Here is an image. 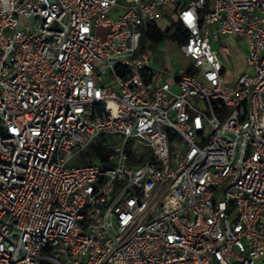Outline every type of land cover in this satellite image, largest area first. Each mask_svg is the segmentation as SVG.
Instances as JSON below:
<instances>
[{
    "label": "built area",
    "instance_id": "built-area-1",
    "mask_svg": "<svg viewBox=\"0 0 264 264\" xmlns=\"http://www.w3.org/2000/svg\"><path fill=\"white\" fill-rule=\"evenodd\" d=\"M0 264H264V0H0Z\"/></svg>",
    "mask_w": 264,
    "mask_h": 264
},
{
    "label": "rangeland",
    "instance_id": "rangeland-1",
    "mask_svg": "<svg viewBox=\"0 0 264 264\" xmlns=\"http://www.w3.org/2000/svg\"><path fill=\"white\" fill-rule=\"evenodd\" d=\"M112 18H116L115 14H111ZM165 18L168 20V22H173V18L170 16H165ZM166 19L162 18L161 21H159V26L162 30V33L165 36V39L162 43H160L157 46H153V61L151 62V65H153L156 69L164 70L167 69L170 72L177 73L180 71H185L190 66V60L185 58L183 54L179 50L178 42L172 38V32L166 27L168 26ZM108 32V28L106 27H96L94 28V33L103 40L106 37V34ZM216 46V44H215ZM220 46L223 47V44H220ZM214 47V45H213ZM239 52V51H237ZM244 53V49H243ZM234 55H231L228 57L227 62V71H234L237 67V60L234 59ZM242 56V55H241ZM163 75V74H162ZM164 79H169L170 77L167 75H163Z\"/></svg>",
    "mask_w": 264,
    "mask_h": 264
},
{
    "label": "crops",
    "instance_id": "crops-1",
    "mask_svg": "<svg viewBox=\"0 0 264 264\" xmlns=\"http://www.w3.org/2000/svg\"><path fill=\"white\" fill-rule=\"evenodd\" d=\"M216 44V46H215ZM223 44V47L220 46ZM213 49L217 52L219 59L224 66L223 78L226 84L235 83L240 76L250 71L245 66L243 46L241 41L232 36H220L214 43ZM239 51V52H237ZM234 55V59L237 60V67L234 71H227L228 57ZM242 55V56H241ZM190 67V66H189ZM188 67V68H189ZM228 68V67H227ZM186 71V70H185Z\"/></svg>",
    "mask_w": 264,
    "mask_h": 264
},
{
    "label": "trees",
    "instance_id": "trees-1",
    "mask_svg": "<svg viewBox=\"0 0 264 264\" xmlns=\"http://www.w3.org/2000/svg\"><path fill=\"white\" fill-rule=\"evenodd\" d=\"M170 31L172 32V38L176 39L178 42L183 40V35L179 33L178 27L175 23H171ZM148 38L151 41L152 46H157L164 41L165 36L160 30L149 29ZM110 152V147L106 146L105 144H101V142H95L81 156L80 163L87 164L92 158H97L99 161L105 162Z\"/></svg>",
    "mask_w": 264,
    "mask_h": 264
}]
</instances>
